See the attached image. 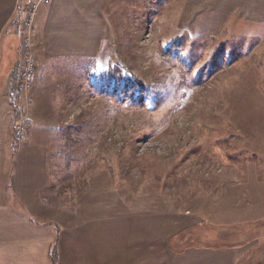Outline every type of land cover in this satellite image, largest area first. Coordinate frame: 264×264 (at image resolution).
Instances as JSON below:
<instances>
[{"label": "rangeland", "instance_id": "1", "mask_svg": "<svg viewBox=\"0 0 264 264\" xmlns=\"http://www.w3.org/2000/svg\"><path fill=\"white\" fill-rule=\"evenodd\" d=\"M180 1L167 12L160 0L128 1L120 40L93 58L50 62L41 73L48 78V113L32 125L27 113L23 140L29 137L22 141L48 149L51 184L43 197L49 204L71 208L86 181L106 180L132 195L163 194L190 220L196 215L232 230L215 239L222 245L238 240L234 230L264 238V197L247 193L254 190L247 185L250 166L264 164V154L254 153L264 147V30L241 27L233 34L229 27L218 38L176 34ZM38 2L45 0L28 6ZM133 80L146 87L140 108L104 96ZM18 81L19 72L15 91ZM14 112L15 125L20 117ZM191 233L173 239L175 264L183 255L176 241L187 243ZM51 255L53 264L54 248Z\"/></svg>", "mask_w": 264, "mask_h": 264}, {"label": "crops", "instance_id": "2", "mask_svg": "<svg viewBox=\"0 0 264 264\" xmlns=\"http://www.w3.org/2000/svg\"><path fill=\"white\" fill-rule=\"evenodd\" d=\"M32 1L0 0V264H50L52 248L53 264H175L172 241L189 231L187 243L176 241L183 254L178 257L180 264H264L262 236L234 230L238 240L222 245L215 239L231 235L232 230L223 232L217 222L206 225L196 215L190 220L189 213H181L174 199L163 194L132 195L109 187L106 180H91L75 193L71 208L44 199L50 185L48 149L26 146V142L16 148L11 138L13 88L21 64L20 26ZM128 1L45 0L39 6L35 16L38 72L32 78L27 110L31 125L47 115L50 105L44 92L48 78L42 71L55 59L99 56L103 48L120 40V18ZM160 1V10L166 12L179 2ZM178 7L176 34L218 38L229 27L264 30V0H181ZM254 153L264 154V147ZM259 170L264 172V164L250 166L247 185L254 190L247 193L264 197L263 191H255L264 180Z\"/></svg>", "mask_w": 264, "mask_h": 264}, {"label": "built area", "instance_id": "3", "mask_svg": "<svg viewBox=\"0 0 264 264\" xmlns=\"http://www.w3.org/2000/svg\"><path fill=\"white\" fill-rule=\"evenodd\" d=\"M41 2L32 4L26 9V15L21 24V34L23 42L21 45V66L19 71V81L16 88L15 99L12 111H17L19 120L12 128L11 136L16 142H21L28 132V116L27 110L31 99V91L33 88L32 78L36 69V61L31 50V41L34 37L33 23L36 12ZM23 142V141H22ZM21 142V143H22ZM20 143V144H21Z\"/></svg>", "mask_w": 264, "mask_h": 264}, {"label": "trees", "instance_id": "4", "mask_svg": "<svg viewBox=\"0 0 264 264\" xmlns=\"http://www.w3.org/2000/svg\"><path fill=\"white\" fill-rule=\"evenodd\" d=\"M126 84L127 86L124 87L123 85V87H120L118 90L110 89L108 92H106L104 96L108 97V99H110V102L113 103L114 105L122 106V104L125 103L126 109L140 108L144 100L141 97H143L146 87L144 88L141 82L139 81L135 82L134 80L129 81ZM96 94L101 95L103 93L96 91ZM68 186L70 185L68 184L67 187Z\"/></svg>", "mask_w": 264, "mask_h": 264}]
</instances>
